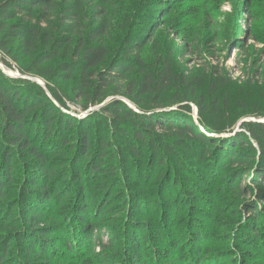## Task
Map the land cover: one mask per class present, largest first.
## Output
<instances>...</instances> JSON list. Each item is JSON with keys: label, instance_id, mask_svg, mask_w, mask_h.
Here are the masks:
<instances>
[{"label": "rangeland", "instance_id": "rangeland-1", "mask_svg": "<svg viewBox=\"0 0 264 264\" xmlns=\"http://www.w3.org/2000/svg\"><path fill=\"white\" fill-rule=\"evenodd\" d=\"M55 1L57 12L50 19L59 34L71 2ZM79 1L84 30L91 29L96 20L105 19L109 23L107 44L112 60L125 62L127 48L143 42L142 51L132 54L133 60L141 57L151 65L160 58H170L174 70L192 82L190 88L171 89L167 93L168 100L156 110L160 121L183 115L217 141L226 155L234 151L238 155L248 153L251 156H246L243 162L232 163L215 147L190 133L162 129L155 130L154 140H147L140 148V155L135 154L132 146L140 144L129 138L130 125L123 122L122 134H118L112 130L109 118L93 114L115 99L126 102L135 110H145L155 104L153 101L147 103L148 96L135 99L134 95L125 92L110 96L104 104L86 108L85 100L72 90L73 82L51 80L52 84L63 87L66 104L63 110L75 120V125L65 128L57 141L54 137L46 144L45 152L56 167L55 178H51L49 186L59 178L62 168L68 178L56 180L57 189L63 190L65 181L73 182L69 197L72 201L68 198L56 209V197H53L55 206L42 208L44 217L39 219V226H31L30 214L24 208L40 205L39 189L30 192L35 182L40 188V180L30 184L35 174L32 164L36 161L23 158L17 162L13 180L5 188L4 198L0 199V251L6 241L14 238L5 264H84L88 256H82L83 248L76 247L74 252H69L64 245L65 232L73 241L75 230L85 228L74 206L79 202L77 195L81 187L86 189L83 192L88 201L91 196L97 201L110 198L109 206L104 208L108 213L99 217L96 223L120 236L125 228L135 231L145 239V247L150 245L154 261L158 250L169 255L163 259L165 264H196L199 260L201 264H264V203L259 191L263 182L261 177L260 183L256 181L253 175L258 159L251 160L253 152H250L249 144L241 145L239 140L244 122L258 118L264 121V0ZM46 10L39 7L34 10V24L40 22V13ZM43 27L47 24L43 23ZM11 49L18 60L12 54L0 52V58L6 57L15 67L8 69L4 65L6 74L25 78L48 90L49 78L40 74V63L20 51L18 43ZM29 68L31 72L24 74L23 70ZM130 78L141 80L137 68L130 73ZM18 84L25 95H38L34 86ZM181 94L188 96L190 101L173 104L172 97ZM138 99L143 102L139 103ZM200 102H203L205 112H201ZM186 103L191 108L189 113L180 106ZM225 109L235 124L225 133H212L206 125L216 122L218 114L224 113ZM248 113L259 115L249 116ZM79 122H83L82 129L89 131L91 152L106 146L103 151L106 155L100 160L103 168L95 177L87 173L83 162L78 166L76 163L80 157ZM62 138L71 140L74 146L60 145ZM181 138L188 141L181 143ZM166 141L175 148L176 155L166 150ZM79 170L80 179L75 180ZM241 184L244 192L238 189ZM88 205L95 211V202ZM253 206L260 208L256 218L252 217L256 215L254 212L249 213ZM54 215L68 217L60 221L65 232L56 230ZM42 227L47 228L45 237H39L43 233ZM255 227L259 237L256 241L253 237ZM20 235L23 240L19 239ZM104 237V241L109 240L108 236ZM43 243L49 250L41 256L40 245ZM179 250H183L182 257ZM100 251L105 252L97 247L96 253Z\"/></svg>", "mask_w": 264, "mask_h": 264}, {"label": "trees", "instance_id": "trees-1", "mask_svg": "<svg viewBox=\"0 0 264 264\" xmlns=\"http://www.w3.org/2000/svg\"><path fill=\"white\" fill-rule=\"evenodd\" d=\"M69 1L71 2L69 11L60 27L62 31L58 34L54 21L50 19L57 12L55 0H0V52L13 55L11 47L18 43L20 51H23L28 57L34 58L35 63H40V74L49 78L48 90H46L43 86L25 78L10 77L0 67V199L4 198L5 188L13 180L15 164L23 158L34 159L36 162L32 165L35 174L30 184L40 180V188L37 185L39 183L35 182L34 185H31L30 192L39 189L40 205L37 204V207L27 205V209L24 208L30 214L28 220L32 223L31 226L34 228L39 226V219L44 217L41 213L43 212L42 208L47 205L51 208L55 206L52 204L53 197H56L55 201L57 202L55 208L61 206L70 197V190H73L72 185L74 184L65 181L63 190L57 189L59 178L64 180L68 178L67 172L60 168L59 178L49 186L51 178H55L56 167L50 163L45 152L46 144L54 137L57 141L65 128H72L75 125V120L63 110L66 106L63 101V87L52 84L51 80H61L62 83L73 82L72 90L80 99L85 100L86 108L90 105L104 104L110 96H118L125 92L128 95H134L135 99L148 96L147 103L153 101L155 104L145 110H135L126 102L115 99L93 114V116L109 118L112 130L118 134H122L121 124L123 122L130 125L132 130L129 138H132L136 144H140V146H132L135 154L140 155V148L146 145L147 140H154L155 130L162 129L182 134L190 133V135L202 139V142L215 147L224 158L228 157L232 163L243 162L246 156H251L248 153L238 155L234 151L231 152V155H226L223 148L218 146L217 141L203 133L194 122L186 120L183 115H177L172 119L163 117L164 119L160 121L156 110H160L162 102L168 100L167 93L171 89L190 88L192 82L174 70V63L170 58H160L151 65H148L141 57L133 60L132 54L142 51L143 42L127 48V53L124 55L125 62L112 60L109 57L110 49L107 44L109 23L105 19L96 20L91 29L84 30L80 17L81 1ZM38 7L40 10H47L43 14L40 13V22L34 24V10ZM68 21V25H65ZM43 23H46L47 27H43ZM13 56L15 60H18L16 52ZM54 60H56L55 64L51 65ZM0 61L8 69L15 68L4 56L0 58ZM43 65H45L44 68ZM136 68L141 77L139 81L130 78V73ZM31 70V68L23 70V73L29 74ZM22 82L38 89V95H25L23 88L18 84ZM172 99L173 104L190 101L188 96L182 94L176 95ZM137 101L140 103L143 102V99ZM198 105L201 112H205L203 102ZM180 106H183V109L188 113L191 112L189 103ZM215 107L217 106L215 105ZM223 112L218 114L219 119L216 122L212 121L210 125H206L212 133H225L235 124L229 111L225 109ZM248 114L249 116L259 115ZM261 119L244 122L239 140L241 145L249 144V150L253 152L251 160L258 159V165L253 169V175L259 183V177L262 178L263 183H260L259 191L262 194L260 199L264 203V121ZM78 125L81 129L79 134L81 143H79L80 157L76 161L77 166L83 162L82 165L86 168L87 173L96 176L103 168L100 160L106 155L103 152L106 150V146H99L94 152H91L92 142L89 140V131L86 128H81L83 122H79ZM124 132L128 134L126 129ZM61 140L63 142L59 143L63 147L74 146L71 140L63 138ZM187 141L188 139L181 138L180 142ZM164 146L171 155L177 154L175 148L167 141L164 142ZM247 152L249 151L247 150ZM160 163L163 164V160H160ZM246 175L249 176V172H246ZM79 179L80 170L75 173V180ZM238 189L244 192L242 184L238 186ZM83 190L86 191L84 187H81L80 194L77 195L79 202L74 206L75 213L81 215L80 220L85 224V228L81 231L80 229L75 230L73 241L64 231L63 222H60L63 218L67 219L68 217L54 215L53 218L56 230L64 231L66 234L64 245L68 251L74 252L76 247L84 249L82 256H88L84 264H163V259L169 258V255L161 254L157 250L156 261H154L150 245L145 247V239L135 231L131 232L125 228L123 236H120L96 223L99 217L108 213V211H104V208L109 206L110 198L104 197L101 201H97L95 197L91 196L88 201L85 199ZM102 190L104 191L105 188ZM69 201H72V197L69 198ZM91 202L97 204L95 211L89 209L88 204ZM38 210L40 213L37 212ZM252 212L256 214L252 217L256 218L260 214V208L250 207L249 213L253 214ZM66 223L68 222L65 221ZM41 231L43 233H40L39 237H45L47 228L42 227ZM253 231L254 241H256L259 238L258 230L255 227ZM104 236H108L109 240L104 241ZM196 236L198 238L199 233ZM19 239L23 240V235H20ZM11 240L2 245L0 264H5L7 256L11 254L10 250L12 249H9L13 246ZM46 246L44 243L40 245L41 256L48 252L49 249ZM97 247L102 248L106 253L100 251L97 254ZM143 248H146L147 251ZM179 252L182 257L183 250H179ZM196 264H201V261L199 260Z\"/></svg>", "mask_w": 264, "mask_h": 264}, {"label": "built area", "instance_id": "built-area-1", "mask_svg": "<svg viewBox=\"0 0 264 264\" xmlns=\"http://www.w3.org/2000/svg\"><path fill=\"white\" fill-rule=\"evenodd\" d=\"M0 66H1V68H2V70L6 73V70H5V66H4V64L2 63L1 64V61H0ZM7 69V68H6ZM18 76H21V74H19Z\"/></svg>", "mask_w": 264, "mask_h": 264}, {"label": "water", "instance_id": "water-1", "mask_svg": "<svg viewBox=\"0 0 264 264\" xmlns=\"http://www.w3.org/2000/svg\"><path fill=\"white\" fill-rule=\"evenodd\" d=\"M42 84V83H41Z\"/></svg>", "mask_w": 264, "mask_h": 264}]
</instances>
